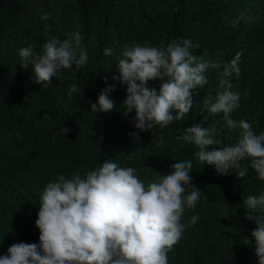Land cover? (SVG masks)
I'll use <instances>...</instances> for the list:
<instances>
[{
    "label": "trees",
    "instance_id": "obj_1",
    "mask_svg": "<svg viewBox=\"0 0 264 264\" xmlns=\"http://www.w3.org/2000/svg\"><path fill=\"white\" fill-rule=\"evenodd\" d=\"M33 1L35 13L30 0H0V140L8 141L12 154L10 161L0 160V255L13 244L39 243L35 220L40 195L58 175L84 174L111 158L136 169L147 183L156 178L154 172L167 175L173 163L191 159V182L202 195L182 222L187 224L192 216L198 220L186 227L167 254L168 264H258L250 235L255 222L245 219L243 201L264 193V180L251 167L243 179L232 170L217 175L213 166L198 162L194 146L176 138L194 124L208 127L222 119V114L211 116L203 107L205 98L215 102L222 91V69L207 71L208 84L195 90L192 110L183 122L139 132L137 137L130 135L137 131L135 113L125 117L120 106L126 86L113 76L119 75L116 66L123 46L133 41L159 46L190 39L199 45L191 49L194 55L221 63L241 52L240 77L230 78L232 91L241 96L232 118L253 123L257 134L264 132V0H151V5L146 0ZM76 32L87 52L85 66L62 69L48 88L31 82L30 66L26 77L33 95L20 92L3 55L6 43L19 40L23 48L34 46L40 52L48 38L63 41ZM105 50L111 54L105 55ZM73 84L78 90L70 97ZM109 86H114L109 98L117 109L90 111ZM63 127L70 129L65 136L59 134ZM218 127L216 147L235 144L237 131Z\"/></svg>",
    "mask_w": 264,
    "mask_h": 264
},
{
    "label": "clouds",
    "instance_id": "obj_2",
    "mask_svg": "<svg viewBox=\"0 0 264 264\" xmlns=\"http://www.w3.org/2000/svg\"><path fill=\"white\" fill-rule=\"evenodd\" d=\"M47 18V17H44ZM239 20L233 21V25ZM190 39L172 40L165 45L152 46L133 41L123 46L116 70L121 86H126L123 116L135 113L132 123L137 137L139 132L154 128H167L183 122L193 107L196 89L208 84L207 71L220 70V87L215 102L203 100V107L211 116L222 114V119L208 127L202 123L182 130L176 138L194 146L193 153L201 165L213 166L217 175L243 179L251 167L260 180H264V132L257 134L253 123L232 118L240 107V93L233 92L230 78L239 79L241 52L226 63L205 60L191 51ZM110 55V50H105ZM20 68L33 70L31 82L48 88L52 79H58L61 70L81 69L87 62V52L82 45L80 32L70 34L61 41L50 37L40 52L34 46L19 52ZM151 82H159L155 86ZM73 84L68 95L77 92ZM114 86L101 91L90 111L109 113L117 109L109 98ZM247 95V93H245ZM208 117H205V121ZM237 131L236 142L222 148L216 147L215 138L221 127ZM179 132L181 129L178 130ZM70 129L63 127L60 135ZM164 146L163 136L159 137ZM211 149V150H209ZM247 161V164L243 162ZM192 160H178L169 174L157 173L154 180H141L137 170L123 167L113 159H105L95 170L81 174L58 175L43 188L35 227L39 243L11 245L6 255H0V264H168V253L179 242L189 224L182 219L186 210L193 209L202 191L192 184ZM243 204L245 219L255 222L251 232L254 255L258 264H264V193L248 195ZM247 244L248 239L245 238Z\"/></svg>",
    "mask_w": 264,
    "mask_h": 264
},
{
    "label": "rangeland",
    "instance_id": "obj_3",
    "mask_svg": "<svg viewBox=\"0 0 264 264\" xmlns=\"http://www.w3.org/2000/svg\"><path fill=\"white\" fill-rule=\"evenodd\" d=\"M147 5H151V0H146ZM30 9L35 13L38 10V6L33 0H30ZM23 48L19 40H15L11 43H6L3 49V55L7 61L10 75L17 86V89L26 96H32L33 90L29 86V81L26 77V70L20 68V56L19 52ZM12 158L10 145L6 139L0 140V160L10 161Z\"/></svg>",
    "mask_w": 264,
    "mask_h": 264
}]
</instances>
